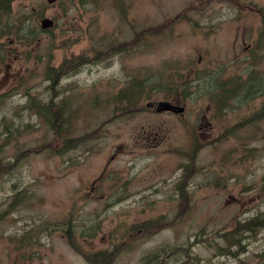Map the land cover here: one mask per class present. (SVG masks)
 I'll return each instance as SVG.
<instances>
[{
    "label": "rangeland",
    "instance_id": "rangeland-1",
    "mask_svg": "<svg viewBox=\"0 0 264 264\" xmlns=\"http://www.w3.org/2000/svg\"><path fill=\"white\" fill-rule=\"evenodd\" d=\"M207 1L87 0L82 6L67 1L64 13L59 14L46 6L45 0H15V5L25 7L22 11L27 13L33 7L38 12L25 18L27 26L30 20L39 21V14L56 15L60 23L55 39L79 37L66 50H54L52 59L45 54L50 41L42 35L33 44L29 41V48L22 44L24 37H18L6 45L11 54L4 59L0 56V161L12 162L0 173L4 197L0 207H15L10 213L0 211V264H94L93 249L113 243L110 232L117 228H127L122 230V243L127 244L117 253L110 252V264H264V223L253 228L248 223L264 218V138L257 137L248 126L241 130L242 142L221 137L223 130L234 128L244 121L243 114H249L248 109H242L219 119V102L200 90L205 75L215 74L216 54L219 48L224 52L227 43L222 41L218 48L210 33L194 32L193 19H177V13L184 10L200 22L197 15L207 8ZM162 20H171L166 30L148 34L140 43L133 40V26ZM88 47L89 63L61 84L66 83L74 92L69 99L76 97L69 133H92L86 140L93 141L94 150L80 156L79 149L59 154L48 147L22 155L17 162L15 157L22 149L52 139L48 125L24 107L50 96L43 69L47 64H57L63 51L80 52ZM226 54L231 57V48ZM166 63L168 77L157 72V66ZM192 64L193 70L188 72ZM254 79L264 87L261 77ZM128 85L135 86V92H127L133 87L125 91ZM132 95L137 99L132 100ZM155 100L183 106L182 114L156 109ZM149 101H155L151 107L146 106ZM28 121L35 124L31 130L23 126ZM258 127L264 130V122ZM149 130L161 132L155 141L145 144L147 139L142 134ZM66 139L70 142L71 135ZM127 162L136 163L137 168L160 167V178H169V183L159 186L158 199L123 203L90 200L87 190L91 182L98 195L108 194L107 183L122 180V164ZM116 168L120 175L113 172ZM172 186L179 202L165 197ZM70 214L79 226L97 223L96 230H86L87 239L75 247L67 244L60 230H43L42 226L36 230L31 223L36 217L41 225L52 224ZM167 218L169 223H165ZM152 223L157 230H138ZM229 228L250 233L229 235ZM14 230L22 235L14 238ZM30 231L34 233L30 242L33 245L35 241V246L27 248ZM151 232L156 234L150 237ZM211 233L218 237H203ZM247 235L254 236L249 237L253 241L248 244ZM189 236L200 237L188 238L191 243L186 244ZM235 236L232 241L230 237ZM183 243L199 246L190 250ZM212 243L217 245L208 247ZM246 244L248 252L236 258L220 255L224 250L233 256L244 252ZM170 246L183 255L174 260L152 259V254Z\"/></svg>",
    "mask_w": 264,
    "mask_h": 264
},
{
    "label": "flooded vegetation",
    "instance_id": "flooded-vegetation-1",
    "mask_svg": "<svg viewBox=\"0 0 264 264\" xmlns=\"http://www.w3.org/2000/svg\"><path fill=\"white\" fill-rule=\"evenodd\" d=\"M208 7L202 9L197 15L200 22H194L197 29L196 32L210 33L213 41L216 42L219 48V44L222 41L227 43V49L231 48V57L226 54L227 49L224 52L220 51V48L215 57V69L213 78L217 81V96L219 100V119L226 116L230 117V111L232 115L240 113L242 109H248L249 114H243L242 123L236 125L234 128L225 129L221 133V137L225 140H232L234 142H242V129L244 126H248L250 131L257 134V137L264 138L263 127H258L259 122H264V88L259 90H250L248 88L241 89L240 94H236V89L239 85L237 79L252 78L254 76L261 77V82L264 84V0H208ZM180 18L185 17V12H180ZM186 19V17H185ZM190 20L192 18L190 17ZM228 31V32H227ZM206 78H210L207 75ZM262 96V98H259ZM155 101L148 102L151 106ZM170 103L172 101H169ZM157 103L155 104V108ZM172 112L174 110H166ZM123 113L122 111H116ZM182 114V113H181ZM180 114V115H181ZM226 126H229L228 124ZM160 130L145 131L142 134L144 139L148 142L155 141ZM144 144V145H145ZM243 161V159H242ZM136 163L127 162L122 164V180H115L114 182L107 183L109 186L108 194L98 195L96 186L91 184L88 186L90 190V200H116L123 202H149L158 199L159 186H164L169 183V178H160V167H150L144 169L136 167ZM140 173L139 171H144ZM120 169H114L115 174L120 175ZM137 171V172H132ZM174 186H172V192L167 191L165 197L167 199H174L179 195L174 194ZM141 229V228H139ZM15 231V230H14ZM64 235L63 231L60 230ZM247 232H239L240 234H247ZM30 237L26 240L25 246L27 248L34 247L31 245V239L33 233L30 232ZM156 232L149 234L152 237ZM17 235H22L15 231L14 238ZM218 234H212L215 236ZM203 236V237H211ZM200 236H189L187 239H195ZM254 237V236H250ZM1 238V237H0ZM66 240V237L64 235ZM82 239L80 238V241ZM13 241V240H12ZM249 241H253L249 238ZM83 243V242H78ZM107 245V244H106ZM160 244H156L159 246ZM194 244L184 248H193ZM199 246V245H194ZM233 246V245H232ZM171 248L159 249L158 253L152 254L153 258L163 260H174L181 257L183 254L179 251H169ZM189 252H192L190 251ZM247 250V245H246ZM248 252V250H247ZM196 259V257H193ZM152 264V263H151ZM158 264V263H157Z\"/></svg>",
    "mask_w": 264,
    "mask_h": 264
},
{
    "label": "bare ground",
    "instance_id": "bare-ground-1",
    "mask_svg": "<svg viewBox=\"0 0 264 264\" xmlns=\"http://www.w3.org/2000/svg\"><path fill=\"white\" fill-rule=\"evenodd\" d=\"M75 2L78 6H82L84 3L87 2V0H52L48 1L45 0L46 6H52L56 9V11L61 14L65 11V2ZM22 8L24 10V6L15 5V0H0V9L4 10V14L7 18H11L12 22L14 23V28L11 31V33L6 38L5 36L0 35V56L2 59H4L7 55H10L11 52L7 49L6 45L9 46L11 43H15L16 38L18 37H24L22 38L23 46L25 48H29V41L30 39L26 38L24 36L23 32V25L26 29V31L35 28L36 31H38V35L32 39V43H34L35 39H37L40 35L46 37L50 43L46 46L47 52L45 54L49 55V58L52 59L53 57L50 56L53 53V51L49 50V48L53 44H59L60 47L57 49H67L69 48L73 43L77 41V37H69V36H62L57 39H55L59 34H52L51 30L56 28L59 25V18L54 16H48L46 14H39V21L33 19L30 20V26H27L25 23V18H29L31 16H34V14H38L32 7L27 13L22 11ZM23 13V14H22ZM44 18H48L52 21V24L49 26L44 27V25L41 23V20ZM1 23V20H0ZM56 25V26H55ZM17 26H19V29H17ZM51 35L53 36L51 38ZM28 52L34 53L32 49H28ZM65 52L62 56H60V60L57 64H47V66L43 69V78L47 80L46 88L50 92V96L48 98H41L38 100H34L30 103L24 104V107L27 109L33 110L35 114H37L47 125H48V131L52 135V139L50 142L45 143H37L34 144L32 147L22 149L18 155L15 157L16 161L19 162L20 156L27 154L31 152H41L44 148L47 149L50 147L54 152L57 151L59 154L66 153V150L70 149H79V155L85 156L90 151H93V141L90 140H83L79 139L82 137V134H87L89 136H92V133H89L87 130L83 131L78 134H70L69 133V120L71 117L74 116V110L75 107L72 108V102L76 100V97L70 98L72 90L68 87H66L65 84H61V80L65 79L66 77L72 75L75 73L80 67L86 63H89V47L86 49L81 50L80 52H74V51H63ZM14 88H11L10 91H12ZM27 91V90H26ZM75 91H78V88H76ZM28 92V91H27ZM15 90L13 91V94H15ZM81 104V103H80ZM80 104L77 105V109L79 108ZM44 106H49L48 109H44ZM53 106L55 108H58L53 111L50 107ZM73 111V112H72ZM43 112H45L47 115H43ZM15 115H18L14 112ZM50 120V122L48 120ZM23 126L25 129L31 130L35 127V124L33 121H28L26 123H23ZM5 129V128H4ZM6 132V131H5ZM68 135H71V141L67 142L66 137ZM30 148H36L34 151H29ZM79 158L76 160L78 161ZM8 165L5 168H1L0 161V173L7 171V169L12 165V162L10 160L4 161ZM91 184H94L92 181ZM1 201L3 200V196L0 193ZM96 201V200H93ZM14 205H8V207L2 208L0 207V211H5L10 213L14 209ZM4 209V210H3ZM31 223L34 225L36 230L40 226H42L43 230H96L97 223H91L90 225H82L79 226L75 217L70 214L64 219L47 224L46 222H43L42 225L39 222V219L34 217L31 219ZM33 228H27L26 230H32ZM1 230V229H0ZM95 264V263H94Z\"/></svg>",
    "mask_w": 264,
    "mask_h": 264
},
{
    "label": "trees",
    "instance_id": "trees-1",
    "mask_svg": "<svg viewBox=\"0 0 264 264\" xmlns=\"http://www.w3.org/2000/svg\"><path fill=\"white\" fill-rule=\"evenodd\" d=\"M4 10L0 9V35L5 36L6 38L8 37V35L11 33V31L14 28V23L12 22L11 18H7L4 14ZM56 26V25H55ZM17 29H19V26H17ZM163 30H165V25L162 24L160 26H154V25H145L143 26V28H133V35H136V37L133 38V40L135 42H141L142 38L145 36L146 33H151V34H158L160 32H162ZM24 36L28 39H30V43H32V39L34 37H36L38 35V31L35 30V28H32L28 31H26L24 25H23V32ZM51 33L54 34L55 31L54 29L51 30ZM60 45L59 44H53L49 50L53 51L56 50V48H59ZM28 52V51H27ZM29 53V52H28ZM158 73H160L161 75H163L164 77H168V63H166L161 69H159ZM239 83L238 87H237V94H240L241 89L243 88H248L250 90H259L262 89L264 87L258 85V83L255 82L254 77L246 79L245 82H242L241 79L237 80ZM168 86H169V82H168ZM125 91H127V89H124ZM200 90H205V92L207 93V95L209 97H211L214 102H217V96H216V91H217V83L216 81L213 79H205V81L203 83H201L200 86ZM165 91H167L168 95L170 96V91H168V89H166ZM129 92V91H127ZM132 93V92H131ZM3 96V94H2ZM1 97V95H0ZM122 97H125V94L122 93ZM132 98V100L137 99L136 96L132 95L130 96ZM44 109H48L49 106H44ZM51 109L56 110L58 108H55L53 106L50 107ZM43 115H47L45 112H43ZM48 120V119H47ZM50 122V120H48ZM91 136L87 135V134H82V137H80L79 139L86 140V138H90ZM36 148H30L29 151H34ZM7 163L3 162L1 163V168H5L7 167ZM248 223L250 224L249 228H253V225H259L261 223H264V218H255V219H250L248 221ZM236 229H242V228H236ZM148 230H152V227L149 228ZM235 230V229H233ZM66 240L68 242L69 245H71L72 247H75V245L78 242H83L85 241V232L86 230H62ZM122 229L120 230L119 228L110 232V234L114 235V240H113V246L112 248H108V247H103L99 250H95L93 249V253L95 255V258H92V263L95 264H110V252H116L120 249L125 247V245L127 244L126 242L122 243ZM80 238L82 239L80 241ZM190 243V241L187 239L186 240V244ZM183 246H185V243H183ZM188 247V246H186ZM169 251H172L169 249Z\"/></svg>",
    "mask_w": 264,
    "mask_h": 264
},
{
    "label": "water",
    "instance_id": "water-1",
    "mask_svg": "<svg viewBox=\"0 0 264 264\" xmlns=\"http://www.w3.org/2000/svg\"><path fill=\"white\" fill-rule=\"evenodd\" d=\"M48 1H52V0H48ZM41 23L44 25V27H46V26L51 25L52 21L48 18H44L41 20ZM161 107L162 108H170L171 105L165 102V104H162ZM173 108H174V110H181V107H173Z\"/></svg>",
    "mask_w": 264,
    "mask_h": 264
}]
</instances>
